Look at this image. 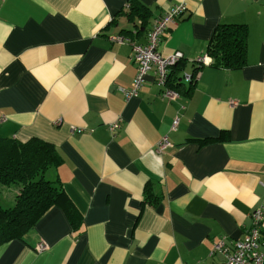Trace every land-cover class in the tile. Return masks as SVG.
Here are the masks:
<instances>
[{
  "label": "crops",
  "instance_id": "crops-1",
  "mask_svg": "<svg viewBox=\"0 0 264 264\" xmlns=\"http://www.w3.org/2000/svg\"><path fill=\"white\" fill-rule=\"evenodd\" d=\"M127 1L0 0V137L55 145L62 188L28 233L0 243V264H218L214 244L231 246L264 211V0H138L144 13ZM179 3L158 51L183 52L170 71L188 91L165 99L149 73L125 99L137 65L113 37L144 43ZM221 22L246 25L239 68L207 55ZM164 135L172 145L157 153Z\"/></svg>",
  "mask_w": 264,
  "mask_h": 264
},
{
  "label": "trees",
  "instance_id": "trees-1",
  "mask_svg": "<svg viewBox=\"0 0 264 264\" xmlns=\"http://www.w3.org/2000/svg\"><path fill=\"white\" fill-rule=\"evenodd\" d=\"M123 9L144 13L147 7L138 0H128ZM246 29L239 23L221 22L216 26L206 49L212 65L239 68L245 63ZM168 84L179 94L188 91V84L172 78L171 71ZM60 161L56 146L41 138L23 141L0 137V195L9 199L8 203L0 201V243L22 238L57 201L62 188L53 169Z\"/></svg>",
  "mask_w": 264,
  "mask_h": 264
},
{
  "label": "built area",
  "instance_id": "built-area-1",
  "mask_svg": "<svg viewBox=\"0 0 264 264\" xmlns=\"http://www.w3.org/2000/svg\"><path fill=\"white\" fill-rule=\"evenodd\" d=\"M185 10L183 3L172 6L169 10L159 15L146 35V41L139 43L124 34L113 37L120 43H126L131 46L132 58L137 65V72L130 88L123 91L125 99L136 96L138 91L149 73L155 83L160 87L161 96L170 101L179 97V92L169 87L168 75L172 67L183 59L184 54L180 50H175L170 55H162L158 51V45L163 32L170 24H176ZM197 63L208 64L206 57H198ZM198 70L193 74H185V81H191L196 78ZM179 117L175 116L171 125V130L177 128ZM109 130L115 135L120 128V121L116 120L109 124ZM172 145L167 135L161 137L156 145L155 152L161 153L165 148ZM38 250L47 249L44 242H38ZM221 252L224 259L218 264H264V211L258 208L252 213V225L244 236L232 242L231 246L226 245L224 237L216 242L211 249L210 254ZM194 264H201L196 262Z\"/></svg>",
  "mask_w": 264,
  "mask_h": 264
},
{
  "label": "rangeland",
  "instance_id": "rangeland-1",
  "mask_svg": "<svg viewBox=\"0 0 264 264\" xmlns=\"http://www.w3.org/2000/svg\"><path fill=\"white\" fill-rule=\"evenodd\" d=\"M11 187L14 188L15 186L12 185Z\"/></svg>",
  "mask_w": 264,
  "mask_h": 264
}]
</instances>
